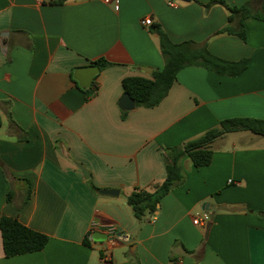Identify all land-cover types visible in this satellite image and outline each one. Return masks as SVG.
Returning a JSON list of instances; mask_svg holds the SVG:
<instances>
[{
  "label": "crops",
  "instance_id": "obj_1",
  "mask_svg": "<svg viewBox=\"0 0 264 264\" xmlns=\"http://www.w3.org/2000/svg\"><path fill=\"white\" fill-rule=\"evenodd\" d=\"M117 1L0 0V222L49 238L7 258L0 229V264H264V137L220 138L205 167L184 156V179L156 217L138 219L128 204L135 190L162 186L170 149L226 119L264 120V21H229L228 7L250 0ZM160 30L247 68H184L158 106L124 111L123 80L165 66ZM90 67L99 72L83 89L75 76ZM205 211L207 226L194 225ZM110 230L127 240L113 243Z\"/></svg>",
  "mask_w": 264,
  "mask_h": 264
},
{
  "label": "trees",
  "instance_id": "obj_2",
  "mask_svg": "<svg viewBox=\"0 0 264 264\" xmlns=\"http://www.w3.org/2000/svg\"><path fill=\"white\" fill-rule=\"evenodd\" d=\"M263 1L250 0L242 8L228 7L231 13L229 21L232 22L236 14H240L243 19L254 17L264 21V12L253 14L250 11L251 5L262 6ZM240 29L238 35L245 39V32L242 28ZM225 31L236 33L230 28ZM158 35L165 60L164 68L159 72H154L150 78L128 77L123 80L125 94L131 96L137 107L153 108L158 106L168 95L179 72L184 68L201 66L220 75L232 76L241 75L247 68V60L228 62L212 55L206 46H200L190 41L175 44L161 30ZM96 64L103 68L107 62L101 59ZM243 131L264 137V120L251 117L226 119L221 121L217 128L207 131L197 140L188 142L183 148L170 149L167 156V178L158 191L152 194L144 190H135L128 198V204L132 207L135 217L138 219L147 216L156 217L161 199L184 179L180 166V160L184 156H189L197 168L209 166L213 157V143L227 134ZM0 229L4 253L7 258L40 252L49 242L46 235L35 232L11 218H2Z\"/></svg>",
  "mask_w": 264,
  "mask_h": 264
},
{
  "label": "water",
  "instance_id": "obj_3",
  "mask_svg": "<svg viewBox=\"0 0 264 264\" xmlns=\"http://www.w3.org/2000/svg\"><path fill=\"white\" fill-rule=\"evenodd\" d=\"M176 1L183 2V3H190L192 0H176ZM143 71L148 74H151L150 70H147L145 68H143ZM98 72H99L98 67L85 68V69L78 71L76 73L75 78L79 81L80 87L83 89H86V88L91 87L94 77L98 74ZM135 106H136L135 101L131 98V96L129 94H124V96L120 100V108L124 111H128V110H133ZM80 168L85 178L86 179L89 178L87 171L83 169L82 167ZM102 193L105 195H116L119 192L116 190H109V191H104ZM106 240H107V236L103 239H100L99 241L104 242Z\"/></svg>",
  "mask_w": 264,
  "mask_h": 264
},
{
  "label": "built area",
  "instance_id": "obj_4",
  "mask_svg": "<svg viewBox=\"0 0 264 264\" xmlns=\"http://www.w3.org/2000/svg\"><path fill=\"white\" fill-rule=\"evenodd\" d=\"M105 1V3H111L112 2V0H104ZM114 2L116 3V4H118V1L117 0H114ZM143 24L144 25H147V26H150L151 24H152V20H151V18L150 19H147V20H144L143 21ZM210 217H211V215H210V213L209 212H203L202 214H200V215H198L197 217H195L194 218V220H193V223H194V225H196V226H201V227H205V226H207V224L209 223V221H210ZM110 234L113 236L112 238H113V243L115 242V241H119V240H121V241H126L127 239L126 238H123V237H121V236H116L115 235V233H114V231L113 230H110ZM110 234H108V235H110ZM117 239V240H116ZM103 264H111V260H110V258H104L103 259Z\"/></svg>",
  "mask_w": 264,
  "mask_h": 264
},
{
  "label": "rangeland",
  "instance_id": "obj_5",
  "mask_svg": "<svg viewBox=\"0 0 264 264\" xmlns=\"http://www.w3.org/2000/svg\"><path fill=\"white\" fill-rule=\"evenodd\" d=\"M243 132H244V131H243ZM225 136H229V137L234 138V137H236V136H238V135H234V134L230 133V135L227 134V135H225ZM225 136H224V137H225ZM218 140H219V139H218Z\"/></svg>",
  "mask_w": 264,
  "mask_h": 264
}]
</instances>
